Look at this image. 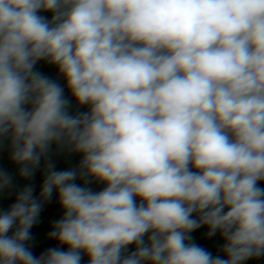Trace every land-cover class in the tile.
Masks as SVG:
<instances>
[{"label":"clouds","instance_id":"obj_1","mask_svg":"<svg viewBox=\"0 0 264 264\" xmlns=\"http://www.w3.org/2000/svg\"><path fill=\"white\" fill-rule=\"evenodd\" d=\"M4 152L0 264L264 257V0H0ZM54 193L58 246L35 255Z\"/></svg>","mask_w":264,"mask_h":264},{"label":"rangeland","instance_id":"obj_2","mask_svg":"<svg viewBox=\"0 0 264 264\" xmlns=\"http://www.w3.org/2000/svg\"><path fill=\"white\" fill-rule=\"evenodd\" d=\"M45 15H48V14L45 13ZM40 64H42V63L39 62L38 65H40ZM54 68H50V66H47L46 70L43 71V73L50 76V77L59 79V82L63 85L64 81L57 77V73H56V70L54 71ZM65 94L68 95L67 90H66ZM74 103L75 102L73 101V104ZM81 110H86V109H81ZM1 155L3 157V156H6L8 154H7V152L0 153V158H2ZM2 162L3 163L5 162L3 167L6 168L9 172H11L12 174L16 173L17 169H16L15 165H12L9 162L8 157L6 158L5 161H0V163H2ZM11 165H12V167H11ZM12 168H14L16 170H13ZM16 183L21 187L27 184V182L25 180H22L19 178H17ZM261 186L264 187V182H261ZM11 196L14 197V201H15V194L13 193ZM3 198H5V196ZM52 200H54V198ZM55 200L57 201L56 198H55ZM0 201H1L0 202L1 203L0 210H6L10 206L9 203H8L9 205L8 204L6 205L5 199L2 200L0 198ZM10 202H11V200H10ZM50 204L52 206L58 205L55 202H51ZM50 211H51V213H46V212L44 213L45 217H42V215L39 217L38 224L42 225V223H46V225H44V227L35 225L30 230L33 237H34V240L32 242V250H33L35 255H39L41 252L45 251L48 248L58 246L57 242L55 240L47 239V233L51 230L52 222L54 220H58L61 217V215L58 212H54L55 209L50 208ZM206 231H207V229L202 227V228L196 230L195 232H193L192 236L194 237L196 243L205 247L206 249H208L209 251H211L215 255L218 253V248L223 243V241L220 239L219 234H217L216 236H214L210 239H206L204 237V233ZM86 261H87V257L84 258V264H86ZM245 264H264V257H262L260 259H250V260L246 261Z\"/></svg>","mask_w":264,"mask_h":264},{"label":"crops","instance_id":"obj_3","mask_svg":"<svg viewBox=\"0 0 264 264\" xmlns=\"http://www.w3.org/2000/svg\"><path fill=\"white\" fill-rule=\"evenodd\" d=\"M40 63H42V64H40V65L37 64V69L39 71L43 72V71L46 70V67L48 65L44 64L43 62H40ZM50 68H54V67L50 66ZM55 70L56 69L54 68V71ZM1 157H2V155H1ZM7 157H8V155L3 156L2 158H0V161H5ZM79 159H80V156L78 154L77 155H71V156L62 155V156L56 158L57 170H63V169H67L69 167H73V166H75L78 163ZM12 165H11V167H12ZM12 169L16 170L14 168H12ZM26 182H27V184L30 183V181H26ZM77 182L80 183V181H77ZM31 183H34V185H35V194L38 195V193L40 191V185L42 183V174H41V172L38 171L36 173V176H35L34 180L31 181ZM91 187L93 188L94 191H99V190H101L104 187V185L93 184V185H91ZM10 197L8 195H5V198L2 197L1 199L2 200L5 199L6 205L8 203L11 205L14 202V197L13 196H10ZM53 198H54V200H52L51 202H55L56 204H58L57 201L55 200V198H56L55 193L53 194ZM10 200H11L12 203L10 202ZM0 205H1V203H0ZM50 208L55 209L54 212H58L61 216L63 215V211H62V209H60L59 205L52 206L50 203H48V204L45 205L44 210L41 212L40 216L42 215V217H45V215H44L45 212L46 213H51ZM36 225L44 227V225H46V223H42V225L37 223Z\"/></svg>","mask_w":264,"mask_h":264},{"label":"trees","instance_id":"obj_4","mask_svg":"<svg viewBox=\"0 0 264 264\" xmlns=\"http://www.w3.org/2000/svg\"><path fill=\"white\" fill-rule=\"evenodd\" d=\"M4 164H5V163H0V166H1V165L4 166Z\"/></svg>","mask_w":264,"mask_h":264}]
</instances>
